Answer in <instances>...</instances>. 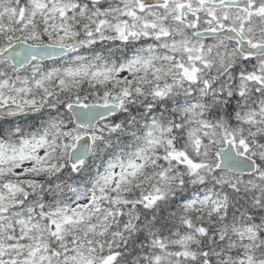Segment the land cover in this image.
Listing matches in <instances>:
<instances>
[{"label":"snow or ice","instance_id":"6c2138e0","mask_svg":"<svg viewBox=\"0 0 264 264\" xmlns=\"http://www.w3.org/2000/svg\"><path fill=\"white\" fill-rule=\"evenodd\" d=\"M0 264H264V0H0Z\"/></svg>","mask_w":264,"mask_h":264}]
</instances>
